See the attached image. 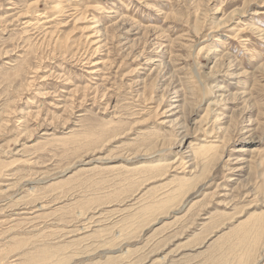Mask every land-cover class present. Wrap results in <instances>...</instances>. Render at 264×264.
Returning <instances> with one entry per match:
<instances>
[{
  "label": "rangeland",
  "instance_id": "374dc122",
  "mask_svg": "<svg viewBox=\"0 0 264 264\" xmlns=\"http://www.w3.org/2000/svg\"><path fill=\"white\" fill-rule=\"evenodd\" d=\"M0 264H264V0H0Z\"/></svg>",
  "mask_w": 264,
  "mask_h": 264
},
{
  "label": "bare ground",
  "instance_id": "6f19581e",
  "mask_svg": "<svg viewBox=\"0 0 264 264\" xmlns=\"http://www.w3.org/2000/svg\"><path fill=\"white\" fill-rule=\"evenodd\" d=\"M176 107V106H175ZM177 108V107H176ZM176 110V109H175ZM186 137V136H185ZM191 138V137H190ZM188 142V140L186 139V142L185 143H183V145H186V143ZM191 142V141H190ZM182 145V146H183ZM181 148V147H180Z\"/></svg>",
  "mask_w": 264,
  "mask_h": 264
}]
</instances>
